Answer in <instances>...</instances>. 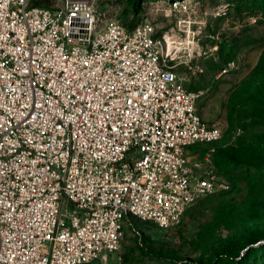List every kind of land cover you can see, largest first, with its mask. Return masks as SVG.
<instances>
[{"label": "built area", "instance_id": "obj_1", "mask_svg": "<svg viewBox=\"0 0 264 264\" xmlns=\"http://www.w3.org/2000/svg\"><path fill=\"white\" fill-rule=\"evenodd\" d=\"M43 1L0 0V264H90L120 249L129 218L176 228L227 189L189 159L223 131L148 15Z\"/></svg>", "mask_w": 264, "mask_h": 264}, {"label": "rangeland", "instance_id": "obj_2", "mask_svg": "<svg viewBox=\"0 0 264 264\" xmlns=\"http://www.w3.org/2000/svg\"><path fill=\"white\" fill-rule=\"evenodd\" d=\"M96 1L124 22L148 15L169 37L187 86L204 91L203 119L223 131L189 149L191 168L229 187L192 204L176 228L129 218L120 249L90 264H264V0ZM214 248L230 256L214 259Z\"/></svg>", "mask_w": 264, "mask_h": 264}, {"label": "trees", "instance_id": "obj_3", "mask_svg": "<svg viewBox=\"0 0 264 264\" xmlns=\"http://www.w3.org/2000/svg\"><path fill=\"white\" fill-rule=\"evenodd\" d=\"M130 18V17H129ZM141 19V16L138 12H136V14H133V16H131L130 19H127L126 20V23H129V24H136L139 20ZM194 146H192L191 148H193ZM143 222V221H142ZM145 223H148V222H145ZM152 223V222H150ZM255 239H251L250 240V243H248V245L246 247H248L249 245L255 243ZM212 256L214 257V259H217V258H221L223 256H230L229 252L228 251H225V250H220L219 248H214V250L212 251Z\"/></svg>", "mask_w": 264, "mask_h": 264}, {"label": "bare ground", "instance_id": "obj_4", "mask_svg": "<svg viewBox=\"0 0 264 264\" xmlns=\"http://www.w3.org/2000/svg\"><path fill=\"white\" fill-rule=\"evenodd\" d=\"M168 41H169V39H168ZM168 46H169V49H171L170 43L168 44Z\"/></svg>", "mask_w": 264, "mask_h": 264}]
</instances>
